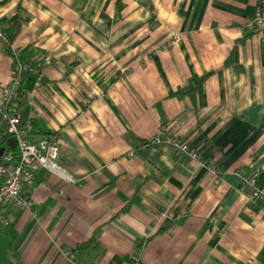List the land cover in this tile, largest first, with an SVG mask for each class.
<instances>
[{
    "label": "crops",
    "instance_id": "crops-1",
    "mask_svg": "<svg viewBox=\"0 0 264 264\" xmlns=\"http://www.w3.org/2000/svg\"><path fill=\"white\" fill-rule=\"evenodd\" d=\"M18 5L12 50L43 64L22 122L58 135L77 181L41 170L32 209L3 207L0 264H264V200L244 181L264 185V35L244 28L264 0H0V20Z\"/></svg>",
    "mask_w": 264,
    "mask_h": 264
},
{
    "label": "built area",
    "instance_id": "built-area-1",
    "mask_svg": "<svg viewBox=\"0 0 264 264\" xmlns=\"http://www.w3.org/2000/svg\"><path fill=\"white\" fill-rule=\"evenodd\" d=\"M244 28L264 35V6L245 19ZM0 37L5 38L1 26ZM178 39L179 35L175 34L167 43ZM27 67L32 68L31 65L19 64L13 78L2 90L0 103V218H3L2 209L6 205L16 209H32L34 207V200L28 195L27 188L34 183L37 173L41 170L56 175L68 183L77 181L60 163L62 149L56 133L42 137L37 143H32L24 134L30 127H21L22 119L18 110V98L21 85L20 74L22 69ZM34 71L37 77L32 90L33 95L41 88L40 70L34 69ZM28 101L33 103V97L31 96ZM6 134L17 138L16 151L1 149ZM161 140V137L158 136L151 142ZM165 141L175 143L181 152H186L195 158L199 157L196 150L186 143H181L170 137H165ZM213 169L216 171L215 168ZM239 174L242 175L241 171ZM244 181L253 187V195L256 198L264 200V185L259 183L257 176L245 178ZM171 216L170 213L164 211L156 213L154 218L159 220L162 217ZM212 221L215 222L216 218H213ZM67 255L74 264H87L80 262L73 253H67Z\"/></svg>",
    "mask_w": 264,
    "mask_h": 264
},
{
    "label": "trees",
    "instance_id": "trees-1",
    "mask_svg": "<svg viewBox=\"0 0 264 264\" xmlns=\"http://www.w3.org/2000/svg\"><path fill=\"white\" fill-rule=\"evenodd\" d=\"M28 19L24 9L21 7V5H18V7L16 8V12L10 16V17H5L2 20H0V23L2 25V30L5 34L6 39L8 40V49L10 54L15 58V63H16V68H18L19 64H27V65H31L32 68H24L21 71L20 74V89H19V98H18V110L25 104L28 94L31 90V87L28 86V82H30L31 80H34L35 77V70H41L43 67V64L41 63V61H25L24 58H22L21 55H19L17 52H14L12 50V45L15 42L17 36L19 35L22 26L24 24V22H26V20ZM30 127L29 128V133L30 134H37V133H44V129L42 128V126H40L39 122L35 119L31 120V122L29 124L27 123H23L21 124V127ZM45 135H49L51 133H44ZM10 135L6 134L4 137V140L2 141V146H4L5 149H11V150H15L17 149L16 146H12L11 143L9 142L10 139ZM95 239L92 238L84 243H82L80 245V247L85 246V245H89L91 243H94ZM121 259L119 257H114L113 260L111 261L110 264H120Z\"/></svg>",
    "mask_w": 264,
    "mask_h": 264
},
{
    "label": "water",
    "instance_id": "water-1",
    "mask_svg": "<svg viewBox=\"0 0 264 264\" xmlns=\"http://www.w3.org/2000/svg\"><path fill=\"white\" fill-rule=\"evenodd\" d=\"M9 142L11 143L12 146H15L17 144V138L16 137H11L9 139ZM3 149V148H1Z\"/></svg>",
    "mask_w": 264,
    "mask_h": 264
},
{
    "label": "rangeland",
    "instance_id": "rangeland-1",
    "mask_svg": "<svg viewBox=\"0 0 264 264\" xmlns=\"http://www.w3.org/2000/svg\"><path fill=\"white\" fill-rule=\"evenodd\" d=\"M2 28V27H1Z\"/></svg>",
    "mask_w": 264,
    "mask_h": 264
}]
</instances>
